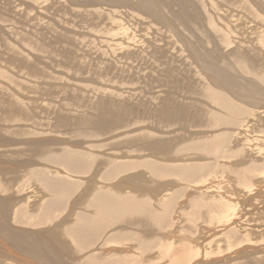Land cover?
Segmentation results:
<instances>
[{"label": "rangeland", "instance_id": "rangeland-1", "mask_svg": "<svg viewBox=\"0 0 264 264\" xmlns=\"http://www.w3.org/2000/svg\"><path fill=\"white\" fill-rule=\"evenodd\" d=\"M0 264H264V0H0Z\"/></svg>", "mask_w": 264, "mask_h": 264}]
</instances>
